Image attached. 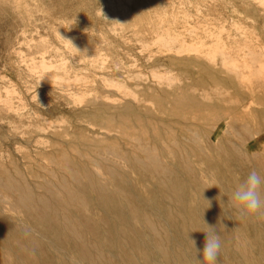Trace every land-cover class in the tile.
Masks as SVG:
<instances>
[{"label":"rangeland","instance_id":"1","mask_svg":"<svg viewBox=\"0 0 264 264\" xmlns=\"http://www.w3.org/2000/svg\"><path fill=\"white\" fill-rule=\"evenodd\" d=\"M263 5L264 0H0V181L4 171L12 178L21 177L33 190L35 185L55 184L62 178L70 183L65 171L69 166H77L80 172L98 159L96 152L108 154L113 147L129 152L143 144L167 164H174L175 158L165 148L173 140L181 142V123L203 118L214 124L220 119L217 110L197 109L183 99L194 92L206 106L214 105L213 99L210 104L198 96L202 89L195 86L198 81L205 83L207 91L214 88L195 65L198 53L217 61L223 58L235 71L243 72V98L223 106L237 109L248 97L258 99L246 116L253 126L252 114L264 110V86L255 83L256 76L249 78L264 67ZM190 48L197 52H187ZM234 86L239 87L236 82ZM225 92L235 96L233 90ZM230 134L217 140L212 137L210 142L213 147L236 144ZM214 149L205 152L214 167L196 164L191 158L196 177L211 189L212 201L218 190L224 193L223 201L230 199L236 186L228 178L229 171L238 178L253 169L264 175V147L247 156L263 163L244 170L234 169L236 161ZM119 173L125 180L124 194L142 201V215L153 219L160 234L168 237V247L181 238L169 225L195 223L205 243L208 228L203 223H216L227 232V244L220 235L223 262L264 264V212L241 220L227 205H215L221 221L206 219L196 208L180 219L174 213V222L168 216L167 223L162 192L147 173L127 168ZM177 173L181 186L192 190L186 176ZM102 182L114 190L108 176L102 175ZM7 193L0 187V264H88L84 258L92 254V245L112 264H125L122 256L126 254V262L143 264L133 248L153 241L141 221L134 222L123 207L112 211L92 193L86 195L88 214L99 238L81 228L83 244L72 236L38 228L34 219L4 212ZM151 193L158 197L157 203L143 204ZM67 216L78 215L68 211ZM237 248L245 252L244 259L237 255ZM84 252L89 253L83 256Z\"/></svg>","mask_w":264,"mask_h":264},{"label":"bare ground","instance_id":"2","mask_svg":"<svg viewBox=\"0 0 264 264\" xmlns=\"http://www.w3.org/2000/svg\"><path fill=\"white\" fill-rule=\"evenodd\" d=\"M176 51L177 53H179L181 52V49L178 48ZM193 51L197 52V50L194 48L187 49V52ZM198 54V57L193 56L197 58L195 61V65H198L201 68L204 75H206L211 81V83L214 85L213 91L210 92V90L207 91L206 85L203 81H198L197 83H195V86H199L202 88L198 96L199 98H202V100L206 99L210 101V104L211 100L213 99L214 105L212 107L206 106V104L200 102L201 100H198L194 92L191 95H185L183 99L188 102L186 104L193 106L197 109L204 110L209 108V110H211V108H213V110H217L219 118L221 120L217 119L216 121L219 122L215 121L214 124H212L211 119L204 120L203 118H192L193 121H190L189 119L190 122H186L185 119V122L181 123L180 125V130L182 133L181 142L173 140L170 142V145L165 148V151L168 153V156L175 158L174 164H169V162L167 164L165 161L162 160V156L156 154V152H152L149 147H144L143 144V147L139 146L137 148H129L131 149L129 152L120 151L117 147H113L112 150L108 152V154L96 152V156L99 161L98 159H93L89 161V165L83 166L80 172L77 171V166L75 167L76 169L69 166L65 170L69 176V179L71 180L70 183L66 182L62 178L60 180H57L55 184L45 183L42 185L41 183H39L41 185H35V190L29 187L30 185H26V183H24V180L22 181V179H20L21 177L12 178L11 175L8 176V173L2 171L1 174L4 175V181H0V187H3L9 192V194L7 193L8 195H6L7 200L5 202L3 201V211L14 214H21L24 217H29L31 220L34 219L33 221L37 224L38 228L46 229L49 232L53 231L56 236H72L75 240L78 241V243L83 244L81 228L87 229L89 233H92V235H94V237L99 238L98 234L95 233V226L93 225L92 219L88 214L89 201L86 195L88 193H92L94 194L98 202L107 205L108 208L112 211H117L121 207H123V209H125L124 214L127 213L134 222L141 221V223L144 225L145 229L148 231L153 241L152 243H149L146 246H136L135 248H133V251L137 253L136 255L139 257V259L142 260L143 264H161L159 262L156 263L157 261L155 262V260L162 261V264H197L196 252L192 246L190 239L194 240L195 246L201 250L204 247V242L200 233L198 232L199 228H197L196 224H191L190 222V225H186L185 222L183 223V225L179 226L174 224L175 226L170 227L169 225L168 228L172 230L173 234L178 233L181 238L177 239L178 244L176 246L168 247V237L166 235L162 236L160 234L161 232L158 231L157 224L153 221V219H151L147 215H142L141 210L139 208V204L142 203V201H140V199H137V197L130 195V193L129 195L124 194L125 192L123 190V186L125 187V180H122L119 171L120 168H127L129 170L132 169L147 173L151 181L155 183V187L160 192H162L163 200L167 207V215H165L166 217L164 216L167 220V223L168 216H170L169 220L171 219V221L174 222V216H172L175 215L174 213H176L177 218L180 219L183 218L185 212L193 214L198 211L195 210L196 208L202 211L206 219L213 218L215 222L221 221V216L219 213L220 211L215 208V205L225 204L233 210L230 199H227L228 201H223L220 198L221 193L224 194L220 190L216 191L217 197L214 198L212 201V198L210 197L212 195H209L211 189L209 186L202 184L200 180L196 177V171L193 167V162L191 161V158H195L196 164L204 162L208 164V166L214 167V162L205 155V152L213 151V149L215 148L214 150L217 151L216 153L222 154L224 157L236 161L234 162V169L236 170H244L250 165H258L259 163H263L258 158H252L247 156L251 154V152H253L254 150L260 147H264V110L255 113L254 115L252 114L253 118L256 119V122L255 124H253V126H250L248 123L249 121L247 119L248 117L246 118V116L249 110L251 109L252 105L255 104L258 99L248 97L244 101H240L238 103L239 105L237 109H230L224 107L223 105L225 103H228L229 105L230 101L232 103L234 102L233 105H235V101L238 100L237 98L239 96L243 98L244 87L242 84L244 83L243 78L245 76L243 77V72L235 71V67L231 63L226 62L223 58L217 61V59H215L214 57H209L208 54L206 56L205 54ZM187 58H184V61L187 60ZM189 58H192L191 55L189 56ZM255 76V80H257H254L255 83L260 84L259 86H264L263 66H260L259 70L254 71V73L250 75L249 78H253ZM235 82L239 85V87L234 86ZM224 89L233 90L235 96L233 97L232 95H229L227 92H225ZM168 93H170V91ZM263 95L264 94H262L261 98H264ZM236 112L240 113L237 114ZM106 131L108 132V130ZM228 131H231L230 135L236 139L237 143L235 144L228 142L226 144L220 145L219 147H213L212 144L214 142H210L211 138L215 137V139L217 140L218 138H220V136L227 133ZM136 137H140V135ZM138 141L139 140H137L136 143H138ZM248 142H251V145H249ZM69 163L70 164L68 165L72 166V163ZM260 170L262 171L263 169L261 168ZM177 171L182 172L190 181L192 190H186V188L181 186L180 177ZM15 173L17 172L15 171ZM248 173V171H243L241 173V177L238 178V176L233 177L232 173L230 174L229 171L228 178L230 179V181H232L234 186H236L244 178H246ZM102 175L108 176L111 179L112 183L114 184L113 191H111L108 186L102 182ZM37 189L42 191V194L38 193ZM130 189L131 192L132 189L134 190L133 187ZM260 192L261 197L264 198L263 185L261 186ZM156 198L154 197V194L151 193L150 199L143 204H146L148 206H154L157 203ZM168 210L171 212L170 215H168ZM68 211H73L78 216L71 219V217L67 216ZM261 212H264V209H262ZM203 224L207 228L208 225L215 226L216 231L222 236L224 243H228L227 232L224 231L226 229L220 227L221 224H210V222H205ZM91 248L92 254L90 251V253L87 252L89 253V258L83 257L88 262V264H112L111 262L104 261V258L95 246L92 245ZM237 249V255L240 258L244 259L246 257L245 252H243L240 248ZM87 253L84 252L83 256L87 255ZM130 255L132 256V254ZM126 257L127 254L122 256V260L124 261H122V263L132 264L129 261L126 262ZM217 264H226L221 260L220 255L218 257Z\"/></svg>","mask_w":264,"mask_h":264},{"label":"clouds","instance_id":"3","mask_svg":"<svg viewBox=\"0 0 264 264\" xmlns=\"http://www.w3.org/2000/svg\"><path fill=\"white\" fill-rule=\"evenodd\" d=\"M100 15L106 19L102 10H100ZM262 185H264V175L255 169L251 170L246 178L236 185L230 195V202L238 218L246 219L257 216L264 209V198L261 197L260 192ZM208 229L204 232L205 243L202 250L197 248L195 241L189 238L196 252L197 264H217L218 261L222 239L215 226L208 225Z\"/></svg>","mask_w":264,"mask_h":264}]
</instances>
